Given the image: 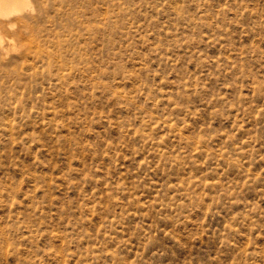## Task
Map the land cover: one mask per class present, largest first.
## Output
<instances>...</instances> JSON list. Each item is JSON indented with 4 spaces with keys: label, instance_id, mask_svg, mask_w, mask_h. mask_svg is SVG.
Listing matches in <instances>:
<instances>
[{
    "label": "rangeland",
    "instance_id": "1",
    "mask_svg": "<svg viewBox=\"0 0 264 264\" xmlns=\"http://www.w3.org/2000/svg\"><path fill=\"white\" fill-rule=\"evenodd\" d=\"M38 9L51 64L0 22V264H264V0Z\"/></svg>",
    "mask_w": 264,
    "mask_h": 264
},
{
    "label": "bare ground",
    "instance_id": "2",
    "mask_svg": "<svg viewBox=\"0 0 264 264\" xmlns=\"http://www.w3.org/2000/svg\"><path fill=\"white\" fill-rule=\"evenodd\" d=\"M41 1L45 2L47 0H41ZM25 2L26 0H0V22L3 25L13 29V34L18 36L20 40L23 41V43L30 45L29 53L32 56L40 57L42 55H45L48 58V63L51 64L53 59L51 54L49 53V51L43 49V45L39 42V40L36 37L37 36L39 37V34L41 32L44 33L48 32L49 34H53L55 32H53V29H51V27L50 28L46 27L45 22H44L45 25L44 24L40 25L41 20H43L41 18L44 16L42 14V11H40V9H38L37 12L31 13L30 15L22 14V8ZM59 9L61 10V8ZM62 13H64V10L62 11ZM64 17H66L67 19V16ZM45 18H46L45 20L48 21L47 17ZM3 42L4 39H2L0 35V50H2L4 47ZM5 43L7 45H10L11 40L10 39L5 40Z\"/></svg>",
    "mask_w": 264,
    "mask_h": 264
}]
</instances>
